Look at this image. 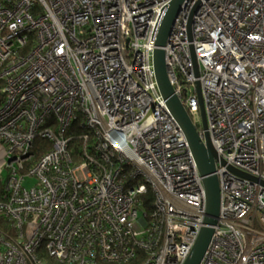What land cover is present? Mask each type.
<instances>
[{"label":"built area","instance_id":"2783aa9c","mask_svg":"<svg viewBox=\"0 0 264 264\" xmlns=\"http://www.w3.org/2000/svg\"><path fill=\"white\" fill-rule=\"evenodd\" d=\"M171 1L0 0V218L13 233L0 229V264L186 261L206 198L155 79ZM161 49L216 153L218 219L199 264H264V0H183ZM75 121L96 161L73 160Z\"/></svg>","mask_w":264,"mask_h":264},{"label":"water","instance_id":"95a60500","mask_svg":"<svg viewBox=\"0 0 264 264\" xmlns=\"http://www.w3.org/2000/svg\"><path fill=\"white\" fill-rule=\"evenodd\" d=\"M183 0H172L164 19L158 31L155 45L156 49L153 54V64L155 70V79L159 91L165 100V104L173 116L174 120L181 128L185 139L189 145L191 153L194 157L199 174L203 177V186L206 198V216L204 218V226L201 228L198 238L188 255L184 264H199L206 248L211 240L213 228L217 224L219 212V186L217 178L213 175L215 170L216 153L210 143L208 134H204L205 145L201 143L196 128L193 126L187 112L180 103L179 99L173 94V88L169 83L164 52L162 47L165 45L167 36L171 30L174 19L177 16ZM197 95L199 98V109L202 120V127L206 129V117L203 103L200 99V90L197 86ZM233 172L249 181H256L255 178L243 174L237 170ZM264 185L263 182H261Z\"/></svg>","mask_w":264,"mask_h":264},{"label":"trees","instance_id":"16d2710c","mask_svg":"<svg viewBox=\"0 0 264 264\" xmlns=\"http://www.w3.org/2000/svg\"><path fill=\"white\" fill-rule=\"evenodd\" d=\"M3 100L2 94L0 93V104ZM88 135V139L85 141L83 139V135ZM66 137L69 138V149L72 155V158L75 162H79L82 159H89L92 158L96 161V154L94 153L91 142H92V135L89 132H86L84 129L80 128L77 125L76 121L71 125L68 131H66ZM38 148L41 147L43 150H48L49 145L48 142L45 141H35L34 143ZM93 168V167H92ZM2 183H0V188ZM141 207L145 209V211L149 212L152 209L153 205V195L150 192L149 188L144 195L140 198ZM7 230L11 235L13 234L9 231L8 223L5 221L4 218H0V229Z\"/></svg>","mask_w":264,"mask_h":264},{"label":"rangeland","instance_id":"374dc122","mask_svg":"<svg viewBox=\"0 0 264 264\" xmlns=\"http://www.w3.org/2000/svg\"><path fill=\"white\" fill-rule=\"evenodd\" d=\"M3 176H4V175H3ZM34 182H35V180H33V179H28V180H26V182H25V186H26V187H29L30 185L34 184Z\"/></svg>","mask_w":264,"mask_h":264}]
</instances>
